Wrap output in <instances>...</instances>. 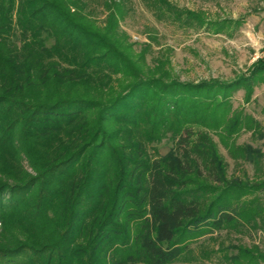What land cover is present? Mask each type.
Listing matches in <instances>:
<instances>
[{"label": "trees", "instance_id": "1", "mask_svg": "<svg viewBox=\"0 0 264 264\" xmlns=\"http://www.w3.org/2000/svg\"><path fill=\"white\" fill-rule=\"evenodd\" d=\"M127 1L0 0V264H170L206 233L264 223V179L229 174L213 136L259 173L264 152L234 136L264 130L231 95L252 98L264 58L230 81L145 68ZM143 2L158 20L223 30L173 0ZM257 248L227 259L257 264Z\"/></svg>", "mask_w": 264, "mask_h": 264}, {"label": "rangeland", "instance_id": "2", "mask_svg": "<svg viewBox=\"0 0 264 264\" xmlns=\"http://www.w3.org/2000/svg\"><path fill=\"white\" fill-rule=\"evenodd\" d=\"M179 6L192 9L208 20L224 21L223 30H207L205 27L180 26L170 20H158L143 0H128L121 20L123 29L135 43L136 54L142 53L146 45L145 68L162 67L171 77L183 82L198 83L209 79L230 81L247 74L252 65L264 58V4L257 0H173ZM97 4V3H95ZM261 7V9H260ZM107 9L99 7L98 22L106 17ZM218 26V27H219ZM217 27V28H218ZM162 68H159L163 70ZM246 90L239 88L231 95L233 109H243L258 120L264 130V83L257 84L252 98L246 101ZM220 152L229 163V174L248 182L264 179V157L260 160L261 170L242 158L235 159L220 142ZM235 143L252 145L264 152V137L253 130H243L235 135ZM169 137L157 144L160 153H166L172 145ZM28 172L32 166L25 162ZM256 173L260 176L257 177ZM245 227L240 230L222 229L206 233L189 243L187 250L170 264H233L227 254H239V247L264 252V227ZM3 224L0 220V229ZM255 249V252L258 250ZM245 263L247 260H243ZM264 264V260L256 261ZM247 263V262H246ZM256 264V263H253Z\"/></svg>", "mask_w": 264, "mask_h": 264}, {"label": "crops", "instance_id": "3", "mask_svg": "<svg viewBox=\"0 0 264 264\" xmlns=\"http://www.w3.org/2000/svg\"><path fill=\"white\" fill-rule=\"evenodd\" d=\"M257 1H261V3L264 4V0H257ZM263 6H264V5H263ZM260 9H261V7H260Z\"/></svg>", "mask_w": 264, "mask_h": 264}]
</instances>
